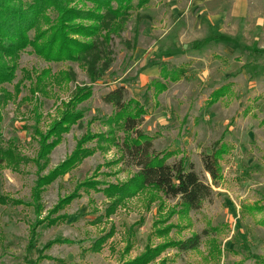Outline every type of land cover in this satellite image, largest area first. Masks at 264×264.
I'll return each instance as SVG.
<instances>
[{
	"label": "rangeland",
	"instance_id": "1",
	"mask_svg": "<svg viewBox=\"0 0 264 264\" xmlns=\"http://www.w3.org/2000/svg\"><path fill=\"white\" fill-rule=\"evenodd\" d=\"M65 1L79 10L93 9L90 3ZM46 15L56 19L49 12ZM167 15L166 0H150L142 9L129 13L119 30L101 32L98 38L110 65L97 82L90 80L81 63H48L30 48L15 59H4L13 79L0 86V149L12 150L14 158L0 155V264H122L144 254L147 247L186 241L204 231L209 235L201 237L197 250L180 253L172 245L150 264H254L252 258L256 257L264 261V74L256 75L252 86L240 79L235 90L212 105V89L202 88L192 74L178 84L160 81L166 91L158 93L159 83L141 82L136 65L141 52L150 48L152 37L166 28ZM33 35L34 31L29 33V37ZM122 87L124 98L143 108L139 131L153 140V149L176 153L169 163L185 158L210 184L201 157L210 154L220 141L226 145L220 161L222 179L213 187L212 199L200 210L181 216L177 199H164L156 191L144 189L124 200L110 218L99 220L107 200L99 192L80 191L81 197L62 212L71 218L60 226L37 228L31 242L30 230L37 218L43 219L78 184L92 180L106 187L125 183L136 174L135 168L118 162L119 151L104 140L108 133L115 142L123 139L117 123L108 125L114 108L104 100ZM83 89L90 90L89 97L76 104L74 96ZM71 99L76 104L73 113L82 119L60 136L42 175L65 161L87 131L103 138L86 146L94 150L93 156L44 190L43 212L38 216L25 205L30 203L37 178L32 161L38 151V135L49 136ZM168 226L172 228L166 238L156 234ZM110 231L112 237L94 253L91 245ZM57 239L71 243L43 250Z\"/></svg>",
	"mask_w": 264,
	"mask_h": 264
},
{
	"label": "trees",
	"instance_id": "2",
	"mask_svg": "<svg viewBox=\"0 0 264 264\" xmlns=\"http://www.w3.org/2000/svg\"><path fill=\"white\" fill-rule=\"evenodd\" d=\"M69 1L74 2L75 0ZM78 1L82 2L83 5L90 3L93 9L79 10L70 7L65 0H0V86L9 84L13 79L12 71L6 67L4 59H15L20 52L27 48H30L36 56L48 63H81L86 68L90 80L99 81L109 68L110 57L104 56V50L101 48L103 43H100L98 35L109 30H119V25L128 20L129 13L134 9H142L150 0ZM46 12L55 15L56 19L51 20ZM44 26L47 29L42 31ZM33 31V37H29V33ZM90 39L92 41L89 42ZM183 75V70L172 72H168L166 69L161 70L164 81L171 83L177 82ZM55 81L60 83L62 79L56 78ZM156 88L158 93L166 91L165 84L157 85ZM77 91L74 96L76 104L89 97V89ZM224 93V89L213 92L212 103L222 98ZM124 94L125 89L122 87L104 98L105 102L114 108V118L108 120V125L117 123L123 133V139L120 142H115L112 134L108 133L109 138L104 140L113 144L119 151L120 159L118 162H122L125 167L135 168L136 174L125 183L106 187L104 184L92 180L78 184L70 195L59 199L43 219L37 218L35 224L31 226V242L36 238L35 231L37 228L60 226L71 218L70 215L62 212L73 201L81 197L80 191L89 192L93 190L101 193L107 200L108 206L99 220L110 218L124 200L136 196L144 189L154 190L164 199H177V204L181 209L178 215L181 216L200 210L205 202L212 199L213 187L222 179L220 161L227 152L226 145L220 141L215 144L210 154L201 157L204 172L211 180L209 184L194 171L193 165L188 163L185 158L181 157L177 161L169 163V160L176 155L175 152L157 153L153 149V140L139 131L145 114L143 108L134 100H126ZM73 104V99H71V103L64 106L63 111L59 114V119L54 122L50 129L49 136L38 135V151L36 158L32 161L37 178L31 189L30 203L25 204L31 207L38 216L43 212L41 197L44 190L55 180L72 171L77 164L93 156L94 150L86 148V146L94 139L101 141L103 138L100 137L102 135H93L87 131L76 143V148L65 161L46 175H42L47 167L48 156L58 146L60 136L66 133L70 125L82 119V115L73 113V108L76 105L73 106ZM52 137L54 139L48 141ZM0 155L3 156L2 158H14L10 149L6 151L0 149ZM11 203L18 206L24 205L18 201H11ZM170 228L172 227L168 226L163 231H157L156 234L166 238ZM208 235V231L202 233V236ZM202 236L194 235L186 241L175 244L168 242L163 246L147 247L144 254L122 264L153 263L161 250L172 245L180 253L195 251L200 246ZM111 237L112 232L110 231L97 239L90 249L94 253H98L102 245ZM70 243L66 240L57 239L48 242L43 250L54 245ZM252 259L254 264L264 263L257 257Z\"/></svg>",
	"mask_w": 264,
	"mask_h": 264
},
{
	"label": "crops",
	"instance_id": "3",
	"mask_svg": "<svg viewBox=\"0 0 264 264\" xmlns=\"http://www.w3.org/2000/svg\"><path fill=\"white\" fill-rule=\"evenodd\" d=\"M166 4V28L152 37L136 65L141 82L160 85L165 82L162 69L183 70V79L170 84L192 74L202 88L212 89V105L235 90L240 79L252 86L256 75L264 74V0H166ZM221 89L224 96L212 103V93Z\"/></svg>",
	"mask_w": 264,
	"mask_h": 264
}]
</instances>
